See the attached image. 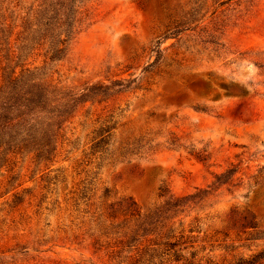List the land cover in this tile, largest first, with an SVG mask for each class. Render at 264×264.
<instances>
[{
	"label": "rangeland",
	"instance_id": "obj_1",
	"mask_svg": "<svg viewBox=\"0 0 264 264\" xmlns=\"http://www.w3.org/2000/svg\"><path fill=\"white\" fill-rule=\"evenodd\" d=\"M6 1L13 18L42 2ZM74 3L84 25L59 58L46 45L17 57L0 40V85L29 70L78 93L47 156L0 140V264H161L134 221L163 189L201 192L168 222L184 231L183 257L162 264H235L264 250V0ZM104 125L108 143L94 151Z\"/></svg>",
	"mask_w": 264,
	"mask_h": 264
},
{
	"label": "trees",
	"instance_id": "obj_2",
	"mask_svg": "<svg viewBox=\"0 0 264 264\" xmlns=\"http://www.w3.org/2000/svg\"><path fill=\"white\" fill-rule=\"evenodd\" d=\"M15 11L8 1L0 0V40L9 38L7 45L12 55L18 51L17 57L25 55L29 49L43 48L46 45V57L55 60L66 51L70 41L80 33L84 25L74 0H42L35 9L24 15L17 12L13 18ZM9 28L17 30L13 43L10 39L13 32H9L6 37ZM77 94H64L62 88L39 77H31L29 70L17 74L14 69L0 85V140L6 144L12 143L13 147L19 149L34 146L39 153L37 156H47L55 150L52 144L56 143L59 131L68 116L64 119L63 117L72 107V103L77 101ZM32 104V110L17 114L21 107L27 108ZM109 131L110 126L104 125L95 132L92 145L94 151H104L108 143L106 133ZM8 149L15 152L11 146ZM236 172V168H229L216 175V188L230 183L228 180ZM200 192L192 193L188 197H178L163 189L161 195L166 194L163 203L146 214L137 213L134 235L144 229L141 236L150 241L151 247L148 248L151 250L149 259L152 263L159 259L162 264L172 255L176 261L183 257L182 252L186 248L183 244L187 240L184 231L181 230L177 235L174 222L170 225L168 222H172L186 206L190 207L187 204L194 202ZM170 211L172 215L166 216ZM254 218L252 215L243 216L242 226L257 230L259 225ZM190 231L193 232L192 229ZM136 240L138 239L134 238ZM261 260H264V250L250 257L240 258L235 264H257Z\"/></svg>",
	"mask_w": 264,
	"mask_h": 264
}]
</instances>
